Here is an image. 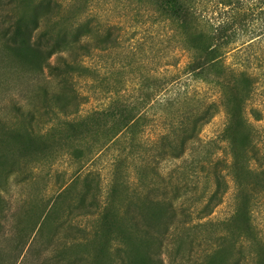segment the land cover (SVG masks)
<instances>
[{
    "label": "rangeland",
    "instance_id": "1",
    "mask_svg": "<svg viewBox=\"0 0 264 264\" xmlns=\"http://www.w3.org/2000/svg\"><path fill=\"white\" fill-rule=\"evenodd\" d=\"M163 1L0 0V120L11 121L0 132V192L11 207L0 248L12 246L14 213L22 209V232L30 237L19 264H41L35 251L68 226L81 228L65 249L73 264H118L120 255L141 264L160 250L135 229L127 209L155 234L170 224L165 264H264V41L223 46L212 64L192 47L218 41L191 40L209 34L231 7L190 1L205 19L184 30L167 17ZM243 1L240 10L252 23L261 0ZM19 17L37 19L36 35L73 41L78 32L92 41L91 52L73 44L74 55L49 60L63 70L61 57L67 58L73 69L51 73L30 48L16 54L2 46V32ZM233 67L259 77L249 99ZM41 85L63 94L69 114L40 102ZM212 102L219 112L200 130ZM15 105L36 109L43 124L17 119ZM219 183L221 204L206 215L202 209ZM148 193L173 203L172 223Z\"/></svg>",
    "mask_w": 264,
    "mask_h": 264
},
{
    "label": "trees",
    "instance_id": "2",
    "mask_svg": "<svg viewBox=\"0 0 264 264\" xmlns=\"http://www.w3.org/2000/svg\"><path fill=\"white\" fill-rule=\"evenodd\" d=\"M11 1V0H10ZM193 0H164L162 7L164 8L166 15L168 18L176 19L181 27H183L184 30H190L192 25L197 23V20H199L198 16H201L202 19H205L202 14H200L197 7H194V5L190 2ZM225 1L229 7H231V11H222L220 17H218V23L212 24L211 23V31L209 34L205 35L202 32H199L195 34V38L191 41H218V45L216 43L214 48H211L209 45H200L195 44L194 47H192V50H196L200 55L206 54L207 57L211 58L212 64L216 63L217 60V54L220 49L224 47L229 46L235 41H240L243 39H247V41H264V0L260 1L261 7L260 12L257 16V19L251 20L252 23H248V15H243L241 12V8L244 7L245 1L243 0H223ZM10 4V3H9ZM8 4V5H9ZM38 21L35 17L32 18L30 22H25L22 18H18L14 25H9L5 27L4 31L2 32V38L4 43L2 46L5 47V49H9V51H14L16 54L20 52L23 49H28L33 53L34 58L37 56L43 58V60L46 62L48 68L51 70V73H54V71H62L68 74L70 70L73 69V61L69 62L67 58L61 57L62 64L64 65L63 70H60L58 66L54 65L52 66L49 63V60L63 52H71L72 55L75 54L77 49L83 50L87 53L91 52L92 48V41H88L86 39H82L80 36V33H76V35L73 38V41H66L65 37H56L50 38L46 37L45 35L41 34L37 35L35 34L38 30ZM88 34V33H87ZM85 34V36H87ZM47 41H41L43 39H46ZM45 44V45H44ZM75 44L77 49L73 50L71 46ZM214 44V43H213ZM198 46V47H196ZM96 48H99L98 45H96ZM201 57H198L193 64L196 63V61H200ZM260 64H264L263 61H259ZM211 65L209 61V66ZM227 65V64H226ZM224 63V67L228 69V66H226ZM206 64L201 63V65L197 68L200 71L205 69ZM208 66V65H207ZM231 68V67H230ZM234 68V67H233ZM233 72L238 71L240 72L239 76L242 78V82L247 89V99H249L257 90V86L259 84V77L253 73H251L249 70L246 69H233L231 70ZM62 84H67L69 81L65 75L62 76L61 80ZM41 103L49 104L50 102H55L58 105V108L61 113L69 114V107L66 105V102L63 99V94L58 91H52L49 89L48 85H41L40 86V93L38 96ZM29 104V103H28ZM225 110L227 112L228 118H230L231 113L229 112L228 106L226 103H224ZM219 107L217 102H212L208 104V107H206L204 113L200 115L199 118V125L198 128H201L204 125H207L210 120L215 116L217 112H219ZM14 111L16 113L17 119L25 120L29 123L30 126L39 127V125L43 124V117H39L37 115L36 109H33L31 107L27 106H20L15 105ZM11 122V121H10ZM10 122H5L3 120H0V132H4L7 130L8 127L11 126ZM14 126V125H13ZM12 126V127H13ZM196 130L193 132V136L196 134ZM186 143V139L183 141V151L185 152L184 145ZM160 156H163L161 154ZM179 157V156H177ZM0 165H1V159H0ZM17 177V176H16ZM21 184V181H19ZM151 194H147L146 198L151 203L152 206L167 209L170 213V220L171 223L173 222L174 218L176 217V209L171 201H158L153 200L152 197H150ZM222 197V190H221V183L217 185V188L215 191L210 195L209 199L207 200L205 207L202 209L203 212H206V215H210L213 213L214 209L220 206L221 202L219 201ZM150 198V199H149ZM7 199L3 196V194L0 192V232L2 230L3 220L9 216L8 212L11 211V207L8 206ZM150 205V206H151ZM126 216L128 217V220L131 221V223L134 225L135 229L146 236L147 238L153 240L155 243H157V247L160 251L150 254L149 256H145L142 259L141 264H165L164 260L161 257L162 248L164 246V239L166 238L165 235L168 233L170 224L168 223L165 226V230L159 233L151 232L148 226L141 225L140 218L134 213L132 209L126 210ZM22 209L20 211L14 213V217L16 218V224L14 227V230H16V236L12 240V246L10 248H0V264H19L18 261L22 256L24 248L28 244V234L22 232V219H20ZM91 211H85L80 214V216H85L86 214H89ZM8 215V216H7ZM142 218V217H141ZM7 219V218H6ZM143 219V218H142ZM66 231L64 233L57 232L52 236V238L49 239V241L44 242L43 245H41L42 250L39 252V249L35 251V248L31 250V252L35 251V256H38L39 258H43V261L41 264H73L69 259L65 256V249L67 246V241L75 239L76 236L74 235L75 232H78L81 230L78 226H68ZM41 234V233H40ZM28 238V239H27ZM39 239H42V236L38 237V243ZM127 257V256H126ZM118 264H138L137 262H132L128 258H125L120 255ZM15 261V262H14ZM27 261V260H26ZM30 262V261H29ZM29 262H23L22 264H30ZM173 264V263H172ZM177 264V263H176ZM179 264V263H178Z\"/></svg>",
    "mask_w": 264,
    "mask_h": 264
}]
</instances>
